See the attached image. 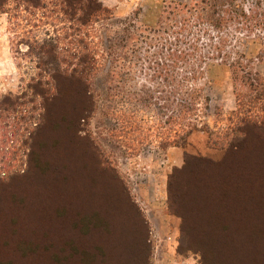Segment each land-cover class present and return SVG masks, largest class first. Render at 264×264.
Instances as JSON below:
<instances>
[{
    "label": "rangeland",
    "instance_id": "rangeland-1",
    "mask_svg": "<svg viewBox=\"0 0 264 264\" xmlns=\"http://www.w3.org/2000/svg\"><path fill=\"white\" fill-rule=\"evenodd\" d=\"M100 2L112 19L87 32L64 28L58 0L0 7V96L56 74L60 59L72 60L61 49L77 38L95 42L98 66L90 102L59 80L31 154L19 151L0 170V264H254L257 255L264 264V130L248 129L231 153L221 149L236 110L227 68L209 61L208 78H196L195 130L176 135L178 104L189 97L173 85L191 82L182 57L207 54L217 35L192 16L188 32L176 26V4L189 10L194 0ZM240 5L264 18V0ZM235 36L240 51L264 50V25L247 48L239 45L246 36ZM254 69L264 77V62ZM13 127L0 123V139ZM71 184L79 204L66 193Z\"/></svg>",
    "mask_w": 264,
    "mask_h": 264
},
{
    "label": "trees",
    "instance_id": "trees-1",
    "mask_svg": "<svg viewBox=\"0 0 264 264\" xmlns=\"http://www.w3.org/2000/svg\"><path fill=\"white\" fill-rule=\"evenodd\" d=\"M20 1L30 7L39 8L45 0ZM58 1L61 13L64 16L62 22H64L65 29L73 30L75 28L74 31L83 30V32H87V29H95V26L100 23L112 19V12L104 7L100 0ZM242 1L194 0L189 10L187 6L176 4V11L173 13L182 14L179 16L176 25L180 31H189L193 25V17L198 22L205 23L211 32L217 35L209 46L207 54L200 53L196 48H193L192 53H184L182 60L188 66L185 75L187 79L184 80L187 83L190 80L191 82L183 84L173 80V87H176L179 91L183 89L185 95L189 97L188 100H183L182 103L178 104L176 122L178 132H176V135L180 137V141L184 140V137L190 136L195 130V125L192 123H196L199 117V109L196 105H199L200 102L197 101L198 91L194 81L196 78L201 80L208 78L204 70L214 66L209 64V61L227 68L231 73L234 86L236 110L229 117L230 123L233 124L229 133L231 138L228 139L227 136L224 138L225 142L220 143L221 149H226L227 152L231 153L238 148L241 137L243 138L244 135L248 134V129L264 130V77L254 69V61L264 62V50L258 51L254 56V53L247 54V50L245 52L238 50L235 43L239 42L235 35L240 34L246 36L241 39L243 40L239 44L241 47L247 48L249 44L254 45V38H250V36L254 37L256 27L264 25V18H256L253 9H245L240 5ZM3 4L4 0H0V7ZM192 13H194V16ZM123 30H126V28L123 27ZM229 31H233V33L229 34ZM93 47H96L94 41H86L84 38L74 39V41L69 42L66 49H61V51L66 52L71 50L73 53L70 56L72 60L60 59V66L57 68L56 74H48L45 79L41 77L31 79L30 84L21 94L0 96V123L2 124L10 119H13L14 123L13 129L10 132L4 130L3 140L0 139V170L10 168L19 151H22L24 156L31 154L30 142L32 135L43 125L46 119L44 113L47 111L49 104L53 103L62 92L59 88V80L65 79L70 85L79 88L85 103L90 102L89 78L90 75L96 72L98 67L95 55H91ZM112 50L115 54V47ZM49 51H52V49H49ZM49 51L46 48V52L43 53L51 54ZM179 59L181 60V58ZM115 61H117V57L114 59ZM56 66H58V60ZM163 72L166 74V71ZM203 101L205 103L204 108L208 109L211 99L204 95ZM3 125L8 126L7 123ZM30 125L31 128L28 129ZM9 133L10 136H8ZM209 134L211 135L212 132ZM9 140L12 142L11 150L7 149L5 151L3 145ZM15 142L17 145H15ZM208 142L216 146L211 137H208ZM177 146L183 147V145ZM71 187L70 191H66V193L70 194V199L75 203L79 198H77V192L72 184ZM79 203L77 202V204ZM99 220L102 221L103 219L100 218ZM261 239L259 240L261 241ZM259 262H263V260L257 255L254 257V264H259Z\"/></svg>",
    "mask_w": 264,
    "mask_h": 264
}]
</instances>
